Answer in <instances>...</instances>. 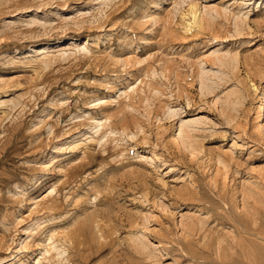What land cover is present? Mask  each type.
I'll return each instance as SVG.
<instances>
[{"label":"rangeland","instance_id":"1","mask_svg":"<svg viewBox=\"0 0 264 264\" xmlns=\"http://www.w3.org/2000/svg\"><path fill=\"white\" fill-rule=\"evenodd\" d=\"M263 248L264 0H0V264Z\"/></svg>","mask_w":264,"mask_h":264},{"label":"bare ground","instance_id":"2","mask_svg":"<svg viewBox=\"0 0 264 264\" xmlns=\"http://www.w3.org/2000/svg\"><path fill=\"white\" fill-rule=\"evenodd\" d=\"M80 45L78 43H74V41H72L71 43H65L61 46H56L54 47L55 49L57 48L58 51H68V50H74L75 48L79 47ZM50 48V47H49ZM51 52L47 51V47H44V48H41V49H38V54H41V55H48L50 54ZM259 249V248H258ZM264 249V248H263ZM258 253V252H257ZM263 254V252H262ZM252 256V255H251ZM249 260V259H248ZM38 261H39V258H38ZM250 264V263H249ZM264 264V261L263 263Z\"/></svg>","mask_w":264,"mask_h":264}]
</instances>
